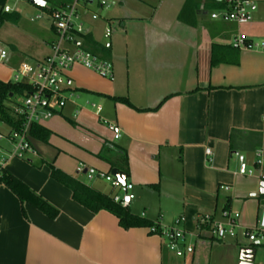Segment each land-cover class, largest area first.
<instances>
[{
  "label": "crops",
  "instance_id": "obj_1",
  "mask_svg": "<svg viewBox=\"0 0 264 264\" xmlns=\"http://www.w3.org/2000/svg\"><path fill=\"white\" fill-rule=\"evenodd\" d=\"M99 1L86 5L84 28L108 46L113 79L73 66L69 101L40 123L51 131L48 142L32 143L36 156L7 157L4 169L58 213L49 218L0 184V264H164L170 248L163 237L147 227L124 229L106 210L91 212L50 176L48 164L53 161L63 172L110 195L114 190L106 182L85 174L89 167L110 171L96 156L105 141L127 152L134 195L131 213H143L161 228L185 217L180 226L186 234L179 244L188 236L207 239V264H240L243 247L254 250L251 264H264V256L256 251L264 241L242 243L237 237L225 238L226 243L216 239L209 225H197L200 215L218 217L223 209L238 212L239 220L238 207L248 203L241 199L252 192L256 214L262 211V227L255 226L257 215L254 225L240 224L264 230V190L258 193L240 178L248 176L241 173L247 162L255 163L247 155L256 156L257 150L263 154L264 149V49L232 45L238 34L264 41V0H250L252 18L244 24L211 17L223 8L221 0H195L192 25L179 19L185 0H117L114 16L97 14L95 9L105 6ZM92 12L96 19L90 17ZM108 21L117 25L111 35H118L103 43L96 32ZM54 39L45 41V54L37 59L50 53ZM12 48L7 64L0 63L9 70L4 81L10 80V67L22 60ZM213 51L222 61L211 66ZM118 97L129 104L114 99ZM88 102L100 105V113ZM101 117L116 124L118 138ZM206 148L212 152L211 161ZM236 153L244 155L243 162ZM222 184L230 188L220 189ZM246 255L250 258L251 252Z\"/></svg>",
  "mask_w": 264,
  "mask_h": 264
},
{
  "label": "built area",
  "instance_id": "obj_2",
  "mask_svg": "<svg viewBox=\"0 0 264 264\" xmlns=\"http://www.w3.org/2000/svg\"><path fill=\"white\" fill-rule=\"evenodd\" d=\"M224 5L221 10L213 12L212 18H221L237 24H244L251 20V1L250 0H221ZM90 0H67L56 6L46 7L44 14L49 19L50 28L54 33V41L51 43V51L41 59L33 61L20 60L10 67V81L25 82L31 86V91L21 95L22 101L11 105L12 113L21 121L18 131L9 129L4 134L0 132V141L5 140L10 144V149L0 145V179L4 169V163L7 157L26 158L29 154L36 156L37 151L28 141L30 126L34 123L40 124L42 121L51 118L59 112L69 101L71 93L68 91V75L72 67L76 64L92 70L99 76L107 79H113V64L110 60L102 58L100 55L92 53L82 48L81 34H84L83 14L87 11L86 5ZM101 6L106 5L104 0L99 1ZM4 11L9 12L10 7L6 4ZM37 15L36 18H40ZM92 19L97 18V14L91 13ZM116 25L108 21L104 34L109 37ZM232 45L237 49H264V41L253 42L245 35L238 34ZM8 51L0 46V63L7 64ZM70 93V94H69ZM89 107L95 109L99 114L101 106L95 103H87ZM109 130L114 132V138H118L116 124L100 118ZM205 154H212L209 148L205 149ZM240 162L244 161V156L236 153ZM254 172L252 170H241L242 174L252 176L256 174L258 178L264 180L261 174L262 151H256V160L254 163ZM83 167L78 169L79 172ZM86 177L90 180L100 179L106 182L114 192L109 196L115 203L122 207H127L132 202L134 195L132 193L133 184L129 181L121 183L110 171L97 170L89 167L85 168ZM1 184V183H0ZM220 189L228 190L227 184L219 186ZM143 216V213H142ZM239 213L229 209L221 210L218 217L212 214L200 215L197 219V225H209L216 239L237 238L239 235L252 243L256 240L264 241V230L257 228H239ZM184 217H179L174 225L162 227L160 236L163 237L169 245L170 250L182 254L178 250L179 242L185 238L186 232L180 226ZM149 232L155 233L154 227H149ZM185 251L190 253L192 248L185 247Z\"/></svg>",
  "mask_w": 264,
  "mask_h": 264
},
{
  "label": "trees",
  "instance_id": "obj_3",
  "mask_svg": "<svg viewBox=\"0 0 264 264\" xmlns=\"http://www.w3.org/2000/svg\"><path fill=\"white\" fill-rule=\"evenodd\" d=\"M6 1L7 0H0V27L4 22L8 21L17 23L19 19V14L17 12L4 11ZM211 1L216 2V0ZM45 2L47 3V0H45ZM194 2L195 0H185V4L179 13V19L190 25L194 24V10L197 8L193 6ZM221 3L223 6L224 3ZM56 5L59 4L57 3L53 6ZM39 8L44 10L46 9V5ZM81 38L82 48L107 59V45L95 41L90 33L81 34ZM220 61H222V58L213 51L210 60L211 66L217 65ZM29 91H31V86L25 82L0 80V123L6 125L9 129H14L16 131L19 130L21 121L12 113L11 102L14 104L16 103L13 100L14 95L21 96ZM114 99L129 104L128 100L125 98L118 97ZM50 134V130L41 124L34 123L30 126L28 141L31 144L34 141L47 143ZM96 156L109 165V170L116 168L119 171L124 172L128 177V157L127 152L123 147L114 142L105 141L101 147V150L98 152V154H96ZM48 165L50 167V176L54 180L68 187L71 191L72 198L79 204L89 209L91 212L95 213L99 210H106L116 216L118 224L124 229L132 227H154L156 232L150 233L160 235L161 227L159 226L158 222H154L142 216L131 213L127 207H122L120 204L115 203L108 194L102 193L90 187L89 185L55 167L53 161L49 162ZM0 183L8 187L22 203L27 202L31 204L49 218L56 217L58 213L57 209L51 206L40 196L32 192L25 183L8 173L6 170H4L2 173ZM260 197L264 198V193H262Z\"/></svg>",
  "mask_w": 264,
  "mask_h": 264
},
{
  "label": "rangeland",
  "instance_id": "obj_4",
  "mask_svg": "<svg viewBox=\"0 0 264 264\" xmlns=\"http://www.w3.org/2000/svg\"><path fill=\"white\" fill-rule=\"evenodd\" d=\"M106 2V5L102 10L95 9V12L101 16H114L117 14V0H104ZM59 2V0H47V3L45 4L46 7H50L52 5H55ZM113 3V5H111ZM6 4L10 7V11L17 12L19 14V19L17 23L12 22H4L0 27V45L3 46L8 52H13V48L15 47L16 52L21 55L19 58L25 61H33L34 59L40 58L45 54V41H48V39L54 34L52 33L50 29V22L49 19L44 14V10L40 9L38 6L33 5L26 0H7ZM37 15H41L40 18H36ZM117 26V25H116ZM115 26V27H116ZM87 28L85 26L84 31L87 32ZM104 27H100L99 31H103L102 33L97 30V36L100 37V41L103 43L109 42L110 40L113 41V38L115 39V36L118 35V33H115L111 35V37H106L104 34ZM117 28H115L116 30ZM49 37V38H48ZM47 39V40H46ZM81 65H74V67H79ZM83 67V66H81ZM85 68V67H83ZM86 70H89L90 72H93L90 69L85 68ZM8 69L4 68L2 65H0V80H5L8 75ZM95 73V72H94ZM98 75L97 73H95ZM68 77L70 76V73L67 72ZM99 76V75H98ZM107 79V78H106ZM14 101H22V96L20 95H14L13 96ZM12 105L14 103L11 102ZM9 128L4 125L3 123H0V132L4 133L7 132ZM0 145L4 148H7V146L10 147V144L7 143L5 140L0 141ZM248 153H245V155ZM244 156V155H243ZM248 160H256V156L254 153H249ZM254 165L251 163L249 164L247 162L246 164V171L252 170L254 172ZM238 171V169H236ZM261 174L264 175V149L262 154V169ZM241 179L247 180V183L251 187H257L258 193H260L262 190H264V180L255 178V174L251 177L245 176L240 177ZM107 184V183H106ZM109 186V185H108ZM250 193L247 192L244 196L243 200H247L248 203L245 204L242 208L238 207V211L240 212V219L238 220V223L240 224V221H243V223H246L247 225H251L257 215V224L255 226L257 228H261V209H259L258 213L256 214V210L254 209V204L252 202V197L250 196ZM240 199V198H239ZM240 200V201H241ZM255 203V202H254ZM185 219V217H184ZM256 220V221H257ZM241 228H253L255 226L251 227H243L240 224ZM196 236V235H195ZM186 242L183 244L178 245V250L181 251L182 255H177L176 251H167L165 254V260L164 264H207L206 259V253L205 245L207 244V239H204L202 237H187ZM238 239L242 243H246L247 240L244 237L238 236ZM226 240V239H225ZM229 240H226L225 242L228 243ZM190 246L192 250L194 249L193 253H186L185 247ZM241 250V249H240ZM256 251L257 255L264 256V245L259 244L256 245ZM185 252V254H184ZM193 254V256H192ZM225 257L230 256L231 250L229 247H227L224 251ZM225 264V263H224ZM229 264V262H227ZM233 264V262H232Z\"/></svg>",
  "mask_w": 264,
  "mask_h": 264
},
{
  "label": "water",
  "instance_id": "obj_5",
  "mask_svg": "<svg viewBox=\"0 0 264 264\" xmlns=\"http://www.w3.org/2000/svg\"><path fill=\"white\" fill-rule=\"evenodd\" d=\"M29 2L33 5L38 6V7H43L46 4L45 0H29ZM10 96H11V94H10ZM110 173L113 176H115L122 184L129 180V178L127 177V175L124 172L119 171L116 168L111 169ZM249 252H251L250 258L247 257V255H246ZM253 256H254V250L253 249L243 247L241 249L240 264H251L252 260H253Z\"/></svg>",
  "mask_w": 264,
  "mask_h": 264
}]
</instances>
